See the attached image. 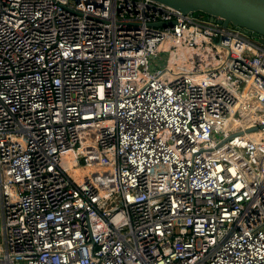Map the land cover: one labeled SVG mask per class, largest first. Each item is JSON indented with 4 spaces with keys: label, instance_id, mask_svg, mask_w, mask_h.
Returning a JSON list of instances; mask_svg holds the SVG:
<instances>
[{
    "label": "built area",
    "instance_id": "2783aa9c",
    "mask_svg": "<svg viewBox=\"0 0 264 264\" xmlns=\"http://www.w3.org/2000/svg\"><path fill=\"white\" fill-rule=\"evenodd\" d=\"M217 18L0 0V264H264V36Z\"/></svg>",
    "mask_w": 264,
    "mask_h": 264
},
{
    "label": "water",
    "instance_id": "95a60500",
    "mask_svg": "<svg viewBox=\"0 0 264 264\" xmlns=\"http://www.w3.org/2000/svg\"><path fill=\"white\" fill-rule=\"evenodd\" d=\"M184 13L201 11L218 17L223 25L231 23L264 36V0H159ZM164 25V23H161Z\"/></svg>",
    "mask_w": 264,
    "mask_h": 264
},
{
    "label": "rangeland",
    "instance_id": "374dc122",
    "mask_svg": "<svg viewBox=\"0 0 264 264\" xmlns=\"http://www.w3.org/2000/svg\"><path fill=\"white\" fill-rule=\"evenodd\" d=\"M239 27V26H238ZM241 27H239L240 29ZM240 30H242L243 32L250 34L251 31L245 29V28H241ZM161 63H164V57L162 58V60L160 61ZM0 242H2V219H1V215H0Z\"/></svg>",
    "mask_w": 264,
    "mask_h": 264
},
{
    "label": "bare ground",
    "instance_id": "6f19581e",
    "mask_svg": "<svg viewBox=\"0 0 264 264\" xmlns=\"http://www.w3.org/2000/svg\"><path fill=\"white\" fill-rule=\"evenodd\" d=\"M88 132H89V130H87V129H81V135H82V142H83V144L87 140V136L89 135Z\"/></svg>",
    "mask_w": 264,
    "mask_h": 264
},
{
    "label": "trees",
    "instance_id": "16d2710c",
    "mask_svg": "<svg viewBox=\"0 0 264 264\" xmlns=\"http://www.w3.org/2000/svg\"><path fill=\"white\" fill-rule=\"evenodd\" d=\"M194 13H196V14H198V15H202V16H207V15H208V14L203 13V12H201V11H196V12H194Z\"/></svg>",
    "mask_w": 264,
    "mask_h": 264
}]
</instances>
